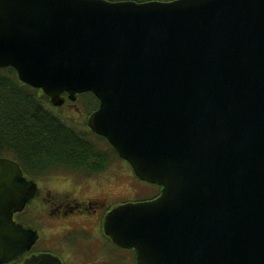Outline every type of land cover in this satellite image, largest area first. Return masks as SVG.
<instances>
[{"label":"water","instance_id":"water-1","mask_svg":"<svg viewBox=\"0 0 264 264\" xmlns=\"http://www.w3.org/2000/svg\"><path fill=\"white\" fill-rule=\"evenodd\" d=\"M7 67L57 107L94 93L89 127L162 187L105 217L139 264H264V0H0ZM36 191L0 156V264L33 243L14 216Z\"/></svg>","mask_w":264,"mask_h":264},{"label":"flooded vegetation","instance_id":"flooded-vegetation-1","mask_svg":"<svg viewBox=\"0 0 264 264\" xmlns=\"http://www.w3.org/2000/svg\"><path fill=\"white\" fill-rule=\"evenodd\" d=\"M111 157L128 163L109 150L107 162L91 164L95 171L79 167L61 170L65 174L30 177L38 185L36 195L15 214V220L33 234V243L29 250L4 264H20L42 253L57 257L62 264H129L122 259L125 255L116 254L114 260V247H120L104 228L109 211L125 202L114 188L113 175L119 169L110 167ZM115 200L120 201L115 204Z\"/></svg>","mask_w":264,"mask_h":264},{"label":"trees","instance_id":"trees-1","mask_svg":"<svg viewBox=\"0 0 264 264\" xmlns=\"http://www.w3.org/2000/svg\"><path fill=\"white\" fill-rule=\"evenodd\" d=\"M107 153L89 133L54 113L42 90L20 81L14 68H0V156L37 177L79 167L95 171L91 164L107 162Z\"/></svg>","mask_w":264,"mask_h":264},{"label":"rangeland","instance_id":"rangeland-1","mask_svg":"<svg viewBox=\"0 0 264 264\" xmlns=\"http://www.w3.org/2000/svg\"><path fill=\"white\" fill-rule=\"evenodd\" d=\"M92 100L88 95H82L75 105H70L69 102L62 107L52 108L54 113L61 116L70 125L76 129L89 133L87 127V118L89 114L96 108V105L92 104ZM95 142L100 145L104 151L109 152L111 150L109 144L105 140L95 138ZM118 167L119 172L113 175L114 188L119 191L120 200L125 201H145L154 197L158 193V188L146 181L139 179L130 166V164L111 157L110 167ZM123 172H122V171ZM65 174L61 170L52 172V175ZM50 175V174H49ZM48 175V176H49ZM115 195V194H114ZM120 200H115V204ZM126 256L122 258L129 264H135V253L133 251H125L120 248L114 247V260L115 255ZM128 260V261H127Z\"/></svg>","mask_w":264,"mask_h":264},{"label":"bare ground","instance_id":"bare-ground-1","mask_svg":"<svg viewBox=\"0 0 264 264\" xmlns=\"http://www.w3.org/2000/svg\"><path fill=\"white\" fill-rule=\"evenodd\" d=\"M110 1H120V0H110ZM130 1H136V0H130ZM163 1H173V0H163ZM138 2V1H137ZM88 93V96H90V98H91V100H92V104H94V105H96V108L95 109H98V107H99V104H100V101H99V99L97 98V96L94 94V93H92V92H87ZM95 109L92 111V112H94L95 111ZM91 112V113H92ZM90 113V114H91ZM90 114H89V116H90ZM89 116H88V118H89ZM88 118H87V127H88V131L90 130V132H89V136L95 141L96 139L95 138H97V139H100V135L99 134H97L96 132H94L90 127H89V125H88Z\"/></svg>","mask_w":264,"mask_h":264}]
</instances>
